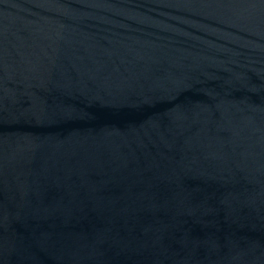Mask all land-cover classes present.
<instances>
[{
  "label": "water",
  "instance_id": "obj_1",
  "mask_svg": "<svg viewBox=\"0 0 264 264\" xmlns=\"http://www.w3.org/2000/svg\"><path fill=\"white\" fill-rule=\"evenodd\" d=\"M0 264H264V0H0Z\"/></svg>",
  "mask_w": 264,
  "mask_h": 264
}]
</instances>
